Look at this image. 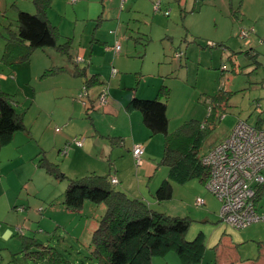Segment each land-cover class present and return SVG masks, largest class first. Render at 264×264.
Masks as SVG:
<instances>
[{
	"label": "rangeland",
	"instance_id": "rangeland-1",
	"mask_svg": "<svg viewBox=\"0 0 264 264\" xmlns=\"http://www.w3.org/2000/svg\"><path fill=\"white\" fill-rule=\"evenodd\" d=\"M138 1L140 10L131 12L129 7L126 8L125 11H122L126 14L121 21L119 19V14L122 13L121 7L115 5L116 0H77L75 3L71 0H55L50 10V19L61 28L62 36L66 39H74L71 53L75 58L77 56L83 58L85 52L87 56L89 55L91 35L94 32L104 33L114 40L111 31H117L121 26L123 33L132 38L130 43H135V47L132 49L133 53L130 55L133 64L137 60H140V64L142 63L144 52L146 53L147 66H151L152 62H158L161 58H167V62L177 64L178 69L181 68V70L175 74L174 80L171 81L178 83L177 87L175 85L174 113L181 116L177 118H183L180 121L181 124L206 122L210 114L209 109L212 106L209 97L217 92V90L214 91L218 83L215 74L217 73V76L220 77L219 87L222 86L221 92L230 94L227 104L217 108L215 115L203 130L206 137L201 150L202 154L208 153L216 145L226 140L240 120L254 127L264 126V36L258 38L253 34L255 31L257 32V28L264 29V0H246V4H244L245 0H160L161 10L156 13L148 5L147 1L149 0ZM150 1L154 4L159 0ZM243 4L244 9L247 8L250 14L263 16L260 17V21L257 16L255 20L247 18L245 20L242 13ZM89 6L90 10L87 11ZM20 11L36 13L33 0H0V77L6 75L13 79L15 75L10 68H19L24 64L20 63L9 67L3 62L5 52V39L2 36L5 28L3 27L11 24L15 28L17 15ZM140 12L148 15V18H145L146 16L141 18ZM128 13L132 14L131 18L127 15ZM154 17H156L155 21H152ZM252 29L253 33H251ZM243 31L249 33L246 39L240 38V33ZM65 38L63 43L66 42ZM247 40L251 42L253 40L255 43L246 45ZM212 43L216 45L213 48ZM98 48H94V59L104 60L105 54L111 53H105ZM252 48H257L259 54L249 56L248 52L250 53ZM125 49L123 47L121 55H124ZM189 50L192 51V57L188 56ZM176 51L184 54L181 60L174 58ZM213 52L217 54V60L215 66L211 67L209 55ZM47 55L52 59H50L48 68H44L43 73L52 69L53 63L58 66L66 63V56L54 48L38 49L30 57L35 73L39 72L41 66L46 62L42 63L43 57ZM84 58V60H88L90 57ZM232 58L236 64L231 61ZM235 58L238 59V63ZM11 83L7 87L1 83V91L11 95L16 102L15 107H17V101L24 102V96L22 89L16 87L13 82ZM184 83L189 86L187 93L183 89ZM27 87L38 88L42 92L47 90L48 97L43 100L42 111L44 113L42 115L41 109L39 107L37 109L35 103L31 105L32 109L26 112V122L34 132L35 139L32 144L19 148L13 142L0 152V166L3 165L6 170L11 171L7 181V194L12 199L18 200L15 205L17 206L16 210L11 208V223L19 224L18 226L25 230L23 231L25 235L36 237L45 245L56 248L68 261L74 264H98L95 259H91L92 234L105 212L104 204L88 201L80 213H75L64 208L63 200L69 180L83 178L91 172L101 175L107 171L108 166L110 167L107 165L110 162L107 156L100 158L98 153L97 156L91 155L87 150L88 147H91L93 140L100 148L107 145V140L96 134L93 124L103 131L112 126L110 113L98 112L103 109L98 107L102 91L99 94L93 93L96 98L94 103H90L89 97L83 100L79 98L80 93L84 92V87H81L78 94L76 93L68 99L64 97L68 95L61 93H57L59 95L56 98L51 96L55 80H43V82L34 80L32 83L29 82ZM206 98H208V102L205 105ZM84 102L88 105L85 109L83 108L84 118L75 116L74 119H70L73 112L79 113L77 107L72 106L71 103H78L82 106ZM28 108L24 107L23 109L27 110ZM39 116L41 118L38 120ZM48 116L54 121L57 120V124L50 126L51 119ZM56 128L62 129V131L56 132ZM66 128L72 132L74 138H66ZM43 130L46 132V136L40 139V133ZM75 138L84 141L85 148L75 143L73 145L76 147H72L68 157L60 156L59 151ZM36 141H39L38 144ZM35 146L37 148L34 153H31ZM41 149L47 151V157L52 162L60 165L62 172L69 180L58 181L43 169L38 168L39 160L35 157ZM161 156L156 157L154 169L150 175L151 181L148 182V179L145 181V189L147 191L148 187L152 189V195L149 198H153V200L149 201L153 204H158L154 199L158 189L156 185L157 183L161 185L163 182L159 169L168 171L165 166L159 165ZM133 167L135 169L138 167L135 160ZM0 172L2 178H5L4 172ZM4 188L5 186L0 185V196L4 194ZM7 194L5 193V196ZM198 198H203L206 205H197ZM4 199L3 197L0 200L4 201ZM1 203L0 208L3 207ZM162 205H165L169 210L166 214L174 217H187L192 221L185 234L186 241H193L200 234L204 235L206 254L201 264H223L224 261L227 264H232L235 248L240 249L243 246L249 252L248 256L250 257L255 256L253 253H258V249H263L260 260L254 262L264 264V243L260 245V243L251 240L252 237L249 234L251 229H260L261 227L263 229L264 222L254 223L240 230L233 228L222 220L219 200L197 179L191 180L185 185H174L173 198L164 201ZM23 207L28 209L24 212L25 214L20 211L24 210ZM153 210L161 212L163 209L153 206ZM28 214L31 217H28ZM257 233L261 237L263 236L264 240V230L257 231ZM242 235L244 242L240 243ZM231 240L233 243L230 242ZM21 244V240L14 238L5 242L1 240L0 236V264H37L33 260H27L20 253ZM243 261L250 264L249 260ZM153 264H181V261L174 252H171L166 258H155Z\"/></svg>",
	"mask_w": 264,
	"mask_h": 264
},
{
	"label": "trees",
	"instance_id": "trees-1",
	"mask_svg": "<svg viewBox=\"0 0 264 264\" xmlns=\"http://www.w3.org/2000/svg\"><path fill=\"white\" fill-rule=\"evenodd\" d=\"M53 1L33 0L35 14L20 11L15 28L10 24L4 27L5 65L25 63L38 49L56 48L65 55L69 54L70 41L61 43V34L48 19ZM60 71L64 69L48 70L44 76ZM91 83L96 84L97 81L92 78L84 86L88 89ZM169 94V89L164 87L154 100L135 98L130 103L131 109L142 113L143 122L151 134H161L165 139L160 164L169 169V179L160 185L154 195L158 202L173 198L174 184L184 185L194 179L206 184L210 173L201 162L206 137L203 130L217 108L227 104L229 97L227 92L211 97L210 115L205 123L189 122L170 133L167 116ZM15 103L11 95L1 91L0 86V152L16 133L26 130L23 115L17 112ZM38 167L58 181L68 179L58 164L49 162L45 157L39 160ZM88 201L105 206V212L92 235L91 259L98 264H153L154 258L165 257L171 252L179 257L181 264L203 262L206 251L204 237L199 235L193 241L185 240L192 222L190 218L157 212L143 200L116 190L107 177L92 174L69 180L64 192V208L80 213ZM21 253L37 264H74L56 248L32 237H22Z\"/></svg>",
	"mask_w": 264,
	"mask_h": 264
},
{
	"label": "crops",
	"instance_id": "crops-1",
	"mask_svg": "<svg viewBox=\"0 0 264 264\" xmlns=\"http://www.w3.org/2000/svg\"><path fill=\"white\" fill-rule=\"evenodd\" d=\"M54 1L51 4V8L48 10L47 15H48V19L51 22V24L54 27H56L57 30L59 31V33L61 34V28L58 27L56 24H54L50 19V10L53 7ZM116 2L117 3L115 5L121 7L120 8L121 12L125 11V9L128 7H129L128 8L129 11H131V12L134 10H140L138 0H116ZM157 2L152 4V1H150V0L147 1L148 5L150 7H152V9H154L155 13H156L155 4ZM159 2H160V9L158 11L161 10V1L159 0ZM246 3L247 2L245 0L244 4H246ZM244 4L242 6V13L245 16L244 19L246 20V18H247V19L255 20V17L257 16L258 21H260V17H263V16H261L260 14H257V15L250 14V12L248 11L247 8L244 9ZM149 6H148V8H149ZM89 10H90V6L87 8V11H89ZM142 11H145V10H142ZM135 12L137 13L138 11H135ZM104 13H105V11H104ZM124 14H126V13L122 12L119 14V19L121 21L123 19ZM127 15L130 18L132 17V14H130V13H128ZM87 16H89V15L87 14ZM144 16H146L145 18H148L147 17L148 15L144 14L143 12H140V17L144 18ZM155 18L156 17H154L152 21H155ZM4 27H6V26H4ZM120 32L122 33L121 35H120ZM139 34H140V32H139ZM253 34L255 35V37L262 38L264 36V29L259 30L257 28V32L255 31ZM111 35L114 36V40L111 39L110 37H108L104 33L98 34L97 32H94L91 35L92 36V40L90 42L91 46L88 49L90 51V53L87 56L86 52H85V55H84V57H90V58H88V60H84L85 59L84 57H83L84 58L83 59L79 56H77L76 58L74 56H72L71 52H72V48H73L72 44H73L74 39L73 38H67L66 39L61 34V36H62L61 37V43H63L64 38H65L66 42L70 41L71 49H70L69 54L65 55V54L59 52L56 48H54L57 52L66 56V63L62 66H58V64L55 65V63H53V68L50 70H57V69L63 68L64 71H60V72H57V73L52 74V75L44 76L45 73H43L44 68H46V69L48 68V66L50 65V59H52V57H50L48 55L43 57L42 63L44 61H46V62L43 64V66H41V69L39 70V72H36V73L33 69V61L31 59L29 61L25 62L24 64L20 65L19 68L9 66V67H11L10 69L13 70V73L16 77L14 76L13 79H10L6 75H1V77H0L1 83L2 84L4 83L7 87V86L12 84L11 82H13L16 87H18L19 89H22L23 96H24V102L20 103L17 101L16 110L18 113L23 115L26 130L16 133L12 137V139L8 145L15 142L18 145V147L21 148V147H24L26 145L29 146L30 144H32V142L35 139L34 138V132H33V129H31L30 126L28 125V123L26 122V115H27L26 112L31 110L32 109L31 105L35 103L36 108L38 109V107H39V109H41V111H40L41 115H42V113H44L42 111L43 107H44L43 100L45 99V97H48V92H47V90L45 92H42L41 90H38V88H36V89L28 88L27 84L29 82L32 83V81H34V80H38L40 82H43V80H55V87L52 88L51 96L56 98L57 95H59L57 93H61L64 95L65 94L68 95V96H64V97H66V99H68L70 96H73L76 93L78 94L82 89L81 87H84L85 82L87 80L94 78V80H96L97 83L96 84L91 83L92 86L90 88H88L89 102L94 103V99L96 98V96H94V94H96V93L99 94V92L102 91L105 86H107V88L109 89L110 101H108V104L105 107H99V108H103V109L99 110L98 112L103 111V112L110 113L109 116L112 118V126L109 129L103 131V130L98 129L96 124H93L96 134H99V136L104 137L107 140V145L105 144L102 148H100L96 144V141L93 140L91 147H88L87 150L90 151L91 155L97 156V153H98L100 158H104L105 156H107L108 159L110 160V162L107 165H110V167L108 166V169L104 174L99 175L95 172H91L89 175L96 174L98 176L107 177V178H109L110 181L112 178H116L118 180V184L113 185L111 183L116 190L126 193L131 198H137V199L143 200L144 202H146L150 206L151 209H153V206H156V207L159 206L161 209H163V210H161L160 213L166 214V213H168L169 210L165 205H162L163 202L157 201L158 204H153L152 202H150L149 200H151V199L153 200V198H151V199L149 198L152 195V189H150L149 187H148V191L145 189L146 188L145 181L147 179H148V182L151 181L150 175H151L152 170L154 169L156 157H158L160 155H162L160 158V161H159V165H161L160 162L164 156L165 139H164V136L161 134H155V135L151 134V131L143 122L142 113L139 110L131 109L130 103L135 98H138L141 100H154L158 97L160 91L164 87H166L167 89H169V92H170L169 98L167 101V105H168L167 116L169 119V132L170 133L176 132L178 129H180L185 124H183V123L181 124L180 121L183 118H177V117H181V116L174 113V103H175L174 98H175V91H176L175 85L177 87L178 83L173 82L171 80H174L175 74L178 71H180L181 68L178 69V65L175 63L167 62V58H161L158 62H156V63L152 62L151 66H147L146 65V58H145L146 53L145 52H144V58L142 60V63L140 64V60H137V61H134V64H133L131 62V59H130V55L133 53L132 49H133V47H135V43L134 44L130 43V40L132 38L129 37L126 33H123V28H121V26L118 27L117 31H111ZM248 42H249V44H246V45H251V43L253 45L255 43V41H253V40H252V42L250 40H248ZM263 43H264V40H263ZM118 44L121 45L120 51H116V49H115L116 45H118ZM5 45H6V42H5ZM5 45H4V49H5ZM95 47L96 48L99 47L101 49V51H103L105 53L111 52L112 54L111 53L105 54L104 60L94 59L93 55H94V48ZM123 47H125L126 49H125V52H123L124 55H121L120 53H122ZM227 49L229 50V48H227ZM250 50H252V51H250V53L248 52L249 56L259 54V52L257 51V48L256 49L252 48ZM229 51H231V50H229ZM177 53H181V52L176 51L174 58L181 60L184 56L181 58H178V57H176ZM189 53L190 54H188V56L192 57L193 56L192 51L189 50ZM209 57L211 60L209 65H211V67H214L215 61L217 60V54H214V52H213L209 55ZM77 59L78 60L81 59V61L77 62ZM231 61L234 62V58H232ZM235 61L238 63L237 58H235ZM69 62H70V65H69ZM137 62H139V65H137ZM114 70H116L117 72L113 73ZM80 72H83L84 75H82ZM215 74H216V79H217L218 83H217V88L215 87V89H214V91L217 90V92L213 96H215L217 93L221 92V87H222L221 85H220L221 87H219L220 77L217 76V73H215ZM48 78H51V79H48ZM11 80H13V81H11ZM1 83H0V86H1ZM184 85H185V87L183 86V89H185L186 93H187V91H189V86L186 83H184ZM223 86H224V83H223ZM96 87H99V88H96ZM25 88H26V90H25ZM96 89H97V91L94 92V90H96ZM227 93L230 94L229 92H227ZM209 98H211V97H209ZM207 102H208V98H206V102H204V104L206 105ZM71 104H72V106L77 107V110L79 113L76 114V112H73V114L70 116L72 118H70V119H74L75 116H77V117L83 116V118H84V109L88 105L85 102L83 103L82 106L79 105L78 103H71ZM24 107H29V108L27 110H24L23 109ZM53 117H55V116L53 115ZM39 118H41V116L38 117V120H39ZM48 118L51 119V121L49 123L50 126L57 124V120L54 121V119L49 117V116H48ZM172 121H174L173 125H172ZM176 121H178V123H176ZM57 129L58 128H56V130ZM65 130H67V132L65 133V136L67 139L74 138V137H72L73 135L71 134L72 132L70 130H68L67 128ZM61 131H62V129L59 132H61ZM40 135H41L40 139H42L46 136V132H44V130H43V131H41ZM39 141L41 142V140H39ZM39 141H36V143L38 144ZM136 144H144L145 145V153L143 156V165L141 167H139L140 169L138 167H137L138 169L137 168L135 169L133 167V161L135 160L134 156H133V147ZM72 147H76V146H74L73 144L71 145L68 155H64L62 153L63 149L60 150L59 151L60 156L64 155L62 157H64V158L68 157L72 151ZM83 147L85 148L84 141H83ZM33 148H34V150L31 153H34L35 148H37V146H35ZM40 155H41V157H39ZM202 155H205V154H202ZM42 157H45L49 162H52L47 157V151L46 150L42 151V149H41L35 158L40 160ZM144 158H145V160H144ZM52 163H54V162H52ZM54 164H56V163H54ZM112 165H114V167H112ZM161 166H163V165H161ZM60 169H61V167H60ZM167 170L168 171H164V170L162 171L161 169H159V172H160V174H162V177H163V179H162L163 182L169 179V169L167 168ZM0 171H3L4 174L6 175L5 178H2L1 172H0V185L5 186L4 194H2L0 196V199L3 197L5 198L4 201L0 200V202H2L1 206H3L0 208V224H1L0 233L2 231V234L0 235L1 240L5 241V242L6 241L9 242L14 238L15 240H21L22 241V237H30V236L25 235V233H23V231H25V230L20 228L18 226L19 224H13V223H11V220H10V216L12 213L11 208L16 210L17 206H15V205L18 203V200H16V198L12 199V197H10V195H8L7 191H6L7 183H8L7 181L9 179V174L11 171L6 170L3 165L0 166ZM89 175H86V176H89ZM74 179H76V178H74ZM67 180H69V179H67ZM159 185L160 184L157 183L156 188L157 187L159 188L160 187ZM174 185H177V184H174ZM203 185H205V184H203ZM5 193L7 194V196H5ZM85 204H84V206H85ZM204 205H206V204H204ZM204 205H202V206H204ZM19 210H20V208H19ZM27 210H28L27 208H24V210H20V211H23L22 213H24ZM157 212H159V211H157ZM28 217H31L30 214H28ZM250 228H252V227H250ZM261 230H264V227H263V229H262V227L260 229H256V228L251 229L249 232V234L252 237L251 240H254V241L260 243V245H261V243H264L263 242L264 240L262 238L263 236L261 237L260 234L257 233V231L261 232ZM41 232H43V231L41 230ZM200 235H202L204 237L203 234H200ZM32 238H36V237H32ZM243 238L244 237L242 235L241 236L242 241L240 240V243L244 242ZM230 242L233 243L232 240ZM20 247H21V249H20V253H21L22 246H20ZM205 254H206V251H205ZM248 254H249V252H247L245 250V246H243L240 249L235 248V252L233 254V259H232V264H247V263H244L243 260H249L250 264H259L257 262L260 260L262 254H263V249H260V250L258 249V253H253L255 255L253 257L248 256ZM167 256L162 257V258H166ZM204 257H205V255H204ZM156 258H158V257H156ZM255 260L257 261L256 263L254 262ZM223 264H227V263L224 261Z\"/></svg>",
	"mask_w": 264,
	"mask_h": 264
},
{
	"label": "built area",
	"instance_id": "built-area-1",
	"mask_svg": "<svg viewBox=\"0 0 264 264\" xmlns=\"http://www.w3.org/2000/svg\"><path fill=\"white\" fill-rule=\"evenodd\" d=\"M71 1L75 3L77 0ZM159 9L158 1L155 10ZM248 35L249 33L243 31L240 38L246 39ZM246 44H249L248 40ZM211 46L216 45L212 43ZM115 49L120 51L121 45H116ZM183 55L177 53L176 57L181 58ZM79 61L81 59H77ZM86 97H89L88 89L84 86V92L80 93L79 98L83 100ZM108 101L109 89L104 88L99 96L98 107H105ZM60 130L58 128L56 131ZM75 143L83 146V141L76 138L67 143L62 153L68 155L71 145ZM144 153V144L133 147V156L138 167L143 165ZM201 162L209 169L210 174L205 185L221 203L220 215L223 221L239 230L264 222V126L254 127L240 120L230 136L203 155ZM111 183L116 185L118 180L112 178ZM196 203L202 206L205 201L198 198Z\"/></svg>",
	"mask_w": 264,
	"mask_h": 264
}]
</instances>
